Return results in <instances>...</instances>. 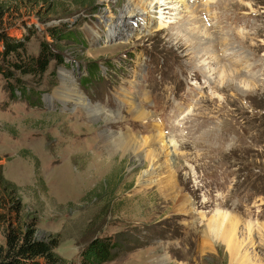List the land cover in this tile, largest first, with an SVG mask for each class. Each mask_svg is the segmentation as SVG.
Returning <instances> with one entry per match:
<instances>
[{
    "label": "rangeland",
    "instance_id": "374dc122",
    "mask_svg": "<svg viewBox=\"0 0 264 264\" xmlns=\"http://www.w3.org/2000/svg\"><path fill=\"white\" fill-rule=\"evenodd\" d=\"M136 1L8 0L2 25L26 36L27 54L50 40L48 25H67L60 61L39 76L0 74V178L66 260L113 235L122 245L103 264H264V0H185L161 25L156 11L151 25L125 16ZM157 132L178 147L173 161L158 155L148 184L151 147L107 138ZM217 211L240 220L245 258L214 236Z\"/></svg>",
    "mask_w": 264,
    "mask_h": 264
},
{
    "label": "trees",
    "instance_id": "16d2710c",
    "mask_svg": "<svg viewBox=\"0 0 264 264\" xmlns=\"http://www.w3.org/2000/svg\"><path fill=\"white\" fill-rule=\"evenodd\" d=\"M6 4L8 0H0V74L5 80L13 77V72L39 76L51 59L60 61L58 43L65 36L59 29L65 30L67 24L57 21V25H48L46 35L50 40H41L36 54H27L26 36L12 37L2 25ZM21 208L16 187L0 178V227L4 236L0 264H103L112 260L122 245V238L94 235L77 251L76 259L66 260L55 252L58 236L36 237V220L22 218Z\"/></svg>",
    "mask_w": 264,
    "mask_h": 264
},
{
    "label": "bare ground",
    "instance_id": "6f19581e",
    "mask_svg": "<svg viewBox=\"0 0 264 264\" xmlns=\"http://www.w3.org/2000/svg\"><path fill=\"white\" fill-rule=\"evenodd\" d=\"M179 1L181 3L180 5L178 4ZM183 1L185 0H137L136 2H133L130 6H128L124 15L125 16L136 15L137 18H139L140 20H145L148 22V25H151L152 24L150 22L151 21L150 17L152 16L151 14L153 11H156L157 16L155 18L159 19L160 21L159 25H161L162 22H170V20L173 21L174 17H176L174 16V14L178 13L179 10H183L187 12V9L189 8L187 6L188 3L186 4ZM189 12H192V10ZM159 21L158 22L153 21V24L159 23ZM212 71L210 70L208 74H210ZM127 95L128 94L125 92V94H123L122 97L125 98ZM59 97L60 98L62 97L60 93H59ZM129 104L132 106L133 100ZM97 113L99 114L100 112L97 111ZM130 114L137 121L140 120L143 121L146 116V113L140 107L139 108L135 107L132 110H130ZM107 136L109 137L108 134ZM107 139L110 141H108ZM107 139H106L107 142H110L112 146H114L116 149L125 150L128 148L131 149L132 151H136L138 154L140 153V150H142L143 148L146 149L145 148L146 146L151 147L149 153L146 154V157L148 158L149 170L145 171L144 173L145 175L141 177L142 181L148 184H151L152 180L156 176L155 168L160 163L157 162L158 155L164 156L166 162L168 163V161L170 162V160L173 161L175 159L174 154L175 151H177L176 149L178 147V144L174 139L164 137V134L161 132L154 133V135L149 136L148 138H140L137 136L135 137L130 134L119 135V136H117V134H110V137ZM137 153L136 155H138ZM75 184H77L76 180H75ZM166 190H171V188L167 186ZM175 198L176 199H175V203L173 204V207L176 208L177 211H181L185 203L187 202V198L184 195L183 196L177 195ZM232 215L233 214L227 212L224 213L217 211L210 219L212 232L214 233V236L217 237V239H219L220 241L226 244L232 259H236L240 257L245 258L246 254H244L243 256L240 254V252L244 251V246L242 247V243L236 241V234H238L236 230L238 229L239 226L238 223L240 222V220L237 219V216L235 218ZM252 229L254 228L251 225H247V224L244 225L243 230L245 231L248 238L251 237Z\"/></svg>",
    "mask_w": 264,
    "mask_h": 264
}]
</instances>
